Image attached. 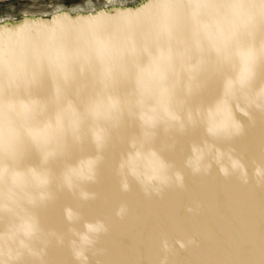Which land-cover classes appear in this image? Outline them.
<instances>
[{"label":"water","instance_id":"obj_1","mask_svg":"<svg viewBox=\"0 0 264 264\" xmlns=\"http://www.w3.org/2000/svg\"><path fill=\"white\" fill-rule=\"evenodd\" d=\"M99 13L0 31V260L264 264V3Z\"/></svg>","mask_w":264,"mask_h":264},{"label":"rangeland","instance_id":"obj_2","mask_svg":"<svg viewBox=\"0 0 264 264\" xmlns=\"http://www.w3.org/2000/svg\"><path fill=\"white\" fill-rule=\"evenodd\" d=\"M107 1L106 0H0V22L5 21L7 18H10L11 22L9 25L11 26L13 24L12 22H19V20H22L23 18L22 15L24 14L29 15V16L48 14L51 12H55L57 8H61V9L64 8V9L71 10V11L75 10V13L72 14L73 16L75 15L78 16L79 14L82 15V14H88V13H89L88 16H90L92 12L99 11L100 13L97 16H101V17L103 15L106 16L107 14L108 15L113 14L112 16H115V17H121L122 15L127 17L128 15L137 14L140 11H144V9H146L145 6L149 0H107ZM109 1L110 2L112 1V2L109 3ZM120 1L122 4L120 3ZM172 5L174 6V4ZM117 8H119V10ZM125 8H130V9H125ZM166 8H167V5H166ZM168 8H171V7H168ZM80 9L81 10L85 9L87 13L85 10H84L85 12L84 13L82 12L83 10L81 11ZM122 10L123 11L127 10V11L123 12ZM103 12L104 13L106 12V13L104 14ZM0 31H8V30H1L0 28ZM0 33H5V32H0ZM218 78H215V79H218ZM200 88L204 90L207 94H209L210 92H212L213 88L216 89V86L210 85L206 87V86L201 85ZM204 103H206V99H204Z\"/></svg>","mask_w":264,"mask_h":264},{"label":"bare ground","instance_id":"obj_3","mask_svg":"<svg viewBox=\"0 0 264 264\" xmlns=\"http://www.w3.org/2000/svg\"><path fill=\"white\" fill-rule=\"evenodd\" d=\"M107 1V0H106ZM169 2V0H149L148 2H147V4H146V9L147 10H150L152 7H155V6H161V5H165L167 2ZM108 2V1H107ZM112 2V1H111ZM110 1H109V3H111ZM114 2V1H113ZM108 3V4H109ZM120 3H121V1H120ZM124 3V2H123ZM89 4V3H88ZM122 4V3H121ZM111 6V5H110ZM113 6V5H112ZM136 6V5H135ZM88 7V6H87ZM92 7V6H91ZM90 7V8H91ZM80 8H82V7H80ZM95 8V7H94ZM106 8V7H105ZM113 8V7H112ZM143 8V7H142ZM72 9V8H71ZM79 9V8H78ZM114 9H115V7H114ZM118 10H119V8H117ZM146 9H144V11L146 10ZM81 10V9H80ZM83 10V9H82ZM81 10V11H82ZM85 10V9H84ZM84 10L82 11V12H84ZM108 10H109V8H108ZM112 10V9H111ZM143 10V9H142ZM164 10V9H163ZM86 11V10H85ZM91 11V10H90ZM129 11V10H128ZM73 13H75V10H67V9H61V8H57V10L55 11V12H51V13H48V14H42V15H26V14H24V15H22V20L24 19V21L25 22H23V24L22 25H24V26H19V28L18 29H16V26H10L9 24H10V22H11V19L10 18H7L5 21H2V22H0V28H1V30H8L9 32L12 30L13 32H17V31H19V29L20 28H22V27H25V26H27V25H29L30 23H32V21H33V19H36V20H42L43 18H48V17H52V20H59V19H63V17H64V15H72ZM85 13V12H84ZM86 13H87V11H86ZM89 14V13H88ZM91 14V13H90ZM103 17V16H102ZM7 22V23H6ZM7 31V32H8ZM11 31V32H12ZM79 154H81L80 152H77V154L75 153V151H71V152H68L66 155H64L63 157H62V159H70L72 156H74V155H79ZM70 186V188L71 189H73V185H69ZM75 190V189H74Z\"/></svg>","mask_w":264,"mask_h":264},{"label":"snow or ice","instance_id":"obj_4","mask_svg":"<svg viewBox=\"0 0 264 264\" xmlns=\"http://www.w3.org/2000/svg\"><path fill=\"white\" fill-rule=\"evenodd\" d=\"M260 2L261 3H264V0H260ZM137 157L134 155L133 156V160H135ZM128 166H129V168H130V170H132V167H133V161L132 160H130L129 162H128ZM0 264H3V261L2 260H0Z\"/></svg>","mask_w":264,"mask_h":264}]
</instances>
